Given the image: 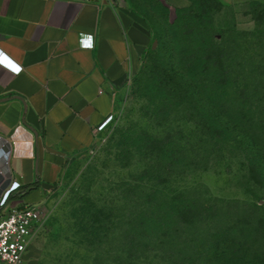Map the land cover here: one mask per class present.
Here are the masks:
<instances>
[{"label": "rangeland", "instance_id": "rangeland-1", "mask_svg": "<svg viewBox=\"0 0 264 264\" xmlns=\"http://www.w3.org/2000/svg\"><path fill=\"white\" fill-rule=\"evenodd\" d=\"M141 3L143 17L148 8L162 21L156 24L148 15L158 35L143 64L148 75L142 77V70L123 87L94 148L72 159L61 185L34 204L43 220L23 264H171L182 244L162 231L156 237L160 227L154 221L169 219L182 206L191 210L190 218L214 217L220 227L235 225L245 236L253 234L249 228L256 218L264 237V213L257 208L264 205V189L258 176L228 142L200 154L199 162L191 160L194 116L176 106L154 71L171 53L166 21L181 20L177 32L187 44L197 34L231 47L236 31H264V3L190 0L170 14L160 3ZM141 237L149 244L141 247ZM165 247L164 254L157 253Z\"/></svg>", "mask_w": 264, "mask_h": 264}, {"label": "crops", "instance_id": "crops-1", "mask_svg": "<svg viewBox=\"0 0 264 264\" xmlns=\"http://www.w3.org/2000/svg\"><path fill=\"white\" fill-rule=\"evenodd\" d=\"M160 1L171 13L190 3ZM141 5L0 0V219L43 201L94 148L156 43Z\"/></svg>", "mask_w": 264, "mask_h": 264}, {"label": "trees", "instance_id": "trees-1", "mask_svg": "<svg viewBox=\"0 0 264 264\" xmlns=\"http://www.w3.org/2000/svg\"><path fill=\"white\" fill-rule=\"evenodd\" d=\"M149 1L160 3L167 14L171 13L160 0ZM144 10L146 21L151 15L161 24L154 10ZM181 24V20L172 25L166 21L171 53L154 71L157 84L177 99L176 106L194 116L189 137L195 144L190 150L191 160L197 162L200 154L206 156L218 143L228 142L243 155L264 189V31L254 29L248 35L236 31L231 47L213 39L200 40L202 36L197 34L187 44L177 32ZM155 27L151 30L156 42ZM158 50L159 58H164L163 48ZM146 75L143 70L142 77ZM257 208L264 213V205ZM190 216L191 210L182 206L169 219L154 221L160 227L156 237L162 231L170 241L179 238L182 244L171 264H264V237L256 218L249 228L253 234L245 236L235 225L220 227L214 217ZM148 242L147 237H141L139 244L143 247ZM164 245L167 250L172 248L171 242ZM165 249L157 253L162 255Z\"/></svg>", "mask_w": 264, "mask_h": 264}, {"label": "built area", "instance_id": "built-area-1", "mask_svg": "<svg viewBox=\"0 0 264 264\" xmlns=\"http://www.w3.org/2000/svg\"><path fill=\"white\" fill-rule=\"evenodd\" d=\"M113 99L116 101V95ZM42 220V211L37 205L15 209L0 219V264H23Z\"/></svg>", "mask_w": 264, "mask_h": 264}, {"label": "water", "instance_id": "water-1", "mask_svg": "<svg viewBox=\"0 0 264 264\" xmlns=\"http://www.w3.org/2000/svg\"><path fill=\"white\" fill-rule=\"evenodd\" d=\"M154 47H156V43H155Z\"/></svg>", "mask_w": 264, "mask_h": 264}]
</instances>
